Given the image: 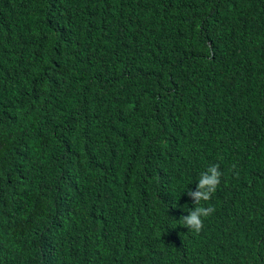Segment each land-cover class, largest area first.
Listing matches in <instances>:
<instances>
[{"label":"trees","instance_id":"obj_1","mask_svg":"<svg viewBox=\"0 0 264 264\" xmlns=\"http://www.w3.org/2000/svg\"><path fill=\"white\" fill-rule=\"evenodd\" d=\"M0 264H264V0H0Z\"/></svg>","mask_w":264,"mask_h":264},{"label":"clouds","instance_id":"obj_2","mask_svg":"<svg viewBox=\"0 0 264 264\" xmlns=\"http://www.w3.org/2000/svg\"><path fill=\"white\" fill-rule=\"evenodd\" d=\"M222 175L219 164H211L200 173L195 190L187 189L186 194L192 202V207L189 208L187 204L183 206V211L188 214L181 215L180 225L195 234L202 232L205 219L215 211L214 207L205 206L206 202L210 201L220 186Z\"/></svg>","mask_w":264,"mask_h":264}]
</instances>
